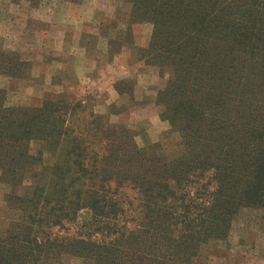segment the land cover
<instances>
[{"label":"trees","instance_id":"16d2710c","mask_svg":"<svg viewBox=\"0 0 264 264\" xmlns=\"http://www.w3.org/2000/svg\"><path fill=\"white\" fill-rule=\"evenodd\" d=\"M124 1L133 19L153 26L152 55L170 66L161 95L182 150L167 156L158 143L139 148L128 137L108 155L89 157L81 141H67L49 172L54 193L28 211L29 225L0 239V264L58 256L79 264H192L228 240L245 209H264V0ZM29 119L18 110L1 117L0 169L11 185L32 159L27 139L38 121ZM84 207L91 234L70 239L68 249L52 251L49 241L39 249L41 216L62 222Z\"/></svg>","mask_w":264,"mask_h":264},{"label":"rangeland","instance_id":"374dc122","mask_svg":"<svg viewBox=\"0 0 264 264\" xmlns=\"http://www.w3.org/2000/svg\"><path fill=\"white\" fill-rule=\"evenodd\" d=\"M152 31L150 23L132 18L124 0H0V121L15 110L38 121L27 139L32 159L20 184H8L0 169V239L14 225H29L28 211L39 210L45 195L54 193L49 172L61 164L69 140L81 141L89 157L108 155L112 144L123 146L128 137L139 148L158 143L167 156L181 152L161 95L171 70L152 55ZM51 217L35 225L40 250L46 241L56 243L52 251L68 249L70 239L92 233L86 207L62 222ZM191 263L264 264V209H245L228 240ZM38 264L79 261L58 256Z\"/></svg>","mask_w":264,"mask_h":264}]
</instances>
